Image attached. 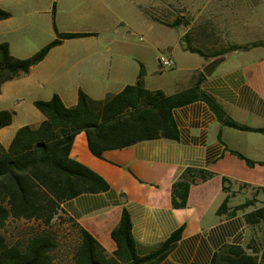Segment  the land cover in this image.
Instances as JSON below:
<instances>
[{
  "label": "crops",
  "instance_id": "crops-1",
  "mask_svg": "<svg viewBox=\"0 0 264 264\" xmlns=\"http://www.w3.org/2000/svg\"><path fill=\"white\" fill-rule=\"evenodd\" d=\"M124 1L127 7L112 8L110 0H0V9L10 14L0 20V42H7L15 57L26 58L52 41L54 26L61 33L90 34L63 40L27 74L2 83L0 110L13 114L11 123L0 129L4 147L19 127L36 126L44 119L34 101L57 94L65 106H73L79 91L101 100L135 83L141 68L143 85L167 95L193 86L202 74L200 88L215 99L224 117L264 129V45H252L264 42V0H223L211 8L206 0L205 25L202 0H191L195 16L189 26L197 43H204L213 30L216 36L220 33L222 44L248 45L220 55L190 42L205 56L184 49L181 27H171L173 36L166 37L156 25L160 22L133 1ZM160 50L173 57L171 69L159 68ZM220 56L223 61L205 75L203 68ZM172 116L178 139L139 141L106 150L102 158L90 152L84 132L76 134L70 157L102 176L110 188L66 200L60 212L91 233L108 254L116 248L110 232L123 209L129 213L139 255L153 251L182 227L180 240L158 264H209L222 245L245 246L251 238L244 214L255 207L233 215H218L217 209L226 196L229 208L247 201L249 193L239 188H264V132L224 124L202 100L173 108ZM186 167L213 176L191 185L186 206L175 208L171 185ZM223 177L230 180L224 184L227 191ZM263 247L264 242L256 243V264H264Z\"/></svg>",
  "mask_w": 264,
  "mask_h": 264
},
{
  "label": "trees",
  "instance_id": "trees-1",
  "mask_svg": "<svg viewBox=\"0 0 264 264\" xmlns=\"http://www.w3.org/2000/svg\"><path fill=\"white\" fill-rule=\"evenodd\" d=\"M9 15L7 11L0 9V20ZM164 24L177 27L181 21L177 19ZM54 29L56 37L26 58L13 56L8 43L0 42V91L3 82L27 74L52 47L63 40L90 35L61 33L55 26ZM181 40L185 43V50L205 56L201 49L192 46L185 37ZM252 45H264V42ZM247 46L229 45L219 54ZM202 78L203 75L200 74L193 86L167 95L160 89L150 90L143 85L141 68L135 83L128 84L118 93L108 94L101 100L91 99L79 91L77 102L73 106H65L57 94L48 100L34 101V106L44 119L36 126L19 127L8 147L0 143V228L9 217L36 220L40 228L25 242L14 245H9L0 233V264H51L50 253L55 248L56 241L48 229L51 228L52 220L58 216L61 204L83 193L109 190L110 185L102 176L70 157L76 134L85 133L90 152L98 158H102L106 150L121 149L139 141L157 138L176 140L179 131L172 116L173 108L197 100L205 101L226 125L264 132V129L240 125L224 117L223 110L215 99L200 88ZM12 115L11 111L0 110V129L11 123ZM234 153L248 165L254 164L243 155ZM211 176L213 173L208 170L184 168L171 185L173 207H185L191 185ZM222 183L223 191H227L224 184L230 183V180L223 177ZM261 190L264 191V188ZM227 203L228 196L217 209L218 215H233L236 211L253 205L254 201L248 199L233 208L227 207ZM244 219L250 227L264 221V202L246 212ZM64 220L72 225L73 231L68 227V234L76 233L75 264H158L182 235V227H179L156 249L139 255L131 234L129 213L123 209L118 225L110 232L116 248L109 256L91 233L72 219ZM261 239L264 241V236ZM256 243L258 241L251 237L245 246L224 244L214 252L209 264H256ZM262 256L264 257V247Z\"/></svg>",
  "mask_w": 264,
  "mask_h": 264
},
{
  "label": "rangeland",
  "instance_id": "rangeland-1",
  "mask_svg": "<svg viewBox=\"0 0 264 264\" xmlns=\"http://www.w3.org/2000/svg\"><path fill=\"white\" fill-rule=\"evenodd\" d=\"M124 0H110L112 8H122L126 5ZM133 1L137 4L143 12L148 15L154 21H160L163 24L157 23V27L164 31L166 37H172L174 29L164 23H170L177 19L181 21L179 27L184 31V37L188 42H192L194 46H201L207 53L222 52L226 47L222 44L220 33L217 31L218 35L211 30L208 37L204 38V43H197L195 41V31L190 28V22L193 20L195 15L190 13L191 11V0H128ZM223 0H209L206 7H214L216 3H221ZM205 3L206 0H202L200 10L203 11L201 25H205ZM127 7V5H126ZM136 12L131 9L130 16L133 17ZM192 15V16H191ZM211 27L213 23L210 24ZM204 31V28L202 29ZM132 39L131 36H129ZM225 45V46H224ZM159 53H164V51H159ZM243 191L249 193V199L254 201L253 207L257 208L264 202V191L260 189H254L250 187L239 188ZM62 213L59 211L57 217H55L51 222V228L48 229L56 241L55 248L51 251V264H75L74 263V249L77 243L76 233L69 235L68 227L72 225L66 222ZM40 228L39 222L36 220H25V219H15L9 217L4 226L0 228V233L5 237L6 242L9 245L19 244L25 242L32 233L38 231ZM71 231L73 229L71 228ZM249 233L251 237H254L256 242L262 241V236H264V221L256 225L255 227L249 226ZM109 256L111 254H108Z\"/></svg>",
  "mask_w": 264,
  "mask_h": 264
},
{
  "label": "built area",
  "instance_id": "built-area-1",
  "mask_svg": "<svg viewBox=\"0 0 264 264\" xmlns=\"http://www.w3.org/2000/svg\"><path fill=\"white\" fill-rule=\"evenodd\" d=\"M139 40H142V37H139ZM158 64L161 70H168L174 66V59L169 53H159L158 55Z\"/></svg>",
  "mask_w": 264,
  "mask_h": 264
},
{
  "label": "water",
  "instance_id": "water-1",
  "mask_svg": "<svg viewBox=\"0 0 264 264\" xmlns=\"http://www.w3.org/2000/svg\"><path fill=\"white\" fill-rule=\"evenodd\" d=\"M224 56H220L217 57L215 59H213L212 61H210L204 68H203V73L205 75H210L212 73V71L214 70V68L221 62L223 61Z\"/></svg>",
  "mask_w": 264,
  "mask_h": 264
}]
</instances>
